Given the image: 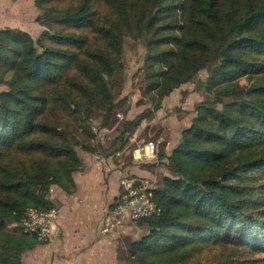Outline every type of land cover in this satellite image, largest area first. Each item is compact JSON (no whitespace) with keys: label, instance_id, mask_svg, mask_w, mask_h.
Returning a JSON list of instances; mask_svg holds the SVG:
<instances>
[{"label":"trees","instance_id":"1","mask_svg":"<svg viewBox=\"0 0 264 264\" xmlns=\"http://www.w3.org/2000/svg\"><path fill=\"white\" fill-rule=\"evenodd\" d=\"M56 1H36L47 27L37 40L0 28V86L7 87L0 91V264H25V252L41 242L20 225L28 210L57 209L50 188L75 193L73 175L83 166L68 134L41 117L59 108L114 127L126 38L146 48L143 91L155 108L134 119L124 111V142L165 98L201 71L209 75L199 81L207 97L191 125L170 156L160 155L168 174L153 199L162 213L137 222L148 231L121 241L118 260L190 264L202 244L218 242L263 254L264 0ZM243 73L260 78L246 88ZM14 152L40 158L14 164L7 160ZM210 264H264V256Z\"/></svg>","mask_w":264,"mask_h":264},{"label":"rangeland","instance_id":"2","mask_svg":"<svg viewBox=\"0 0 264 264\" xmlns=\"http://www.w3.org/2000/svg\"><path fill=\"white\" fill-rule=\"evenodd\" d=\"M36 1L0 0V28H19L28 31L36 40L39 39L43 31L47 30V27L43 25L45 11L37 7ZM74 4L75 2L71 0H57L54 6L64 7ZM38 17H40L42 24L37 22ZM52 31H59V27H53ZM91 40L95 41L93 34H91ZM146 54V48L142 42L126 38L123 51L124 76L119 80L121 92L117 98L122 103V110L114 111L112 118L116 125L111 129L101 127V121L97 117H92L90 120L84 119L83 121L77 117L76 113L59 108H50L41 119L68 134L80 157L91 153L82 149L81 145L83 144L93 146V148H96V153L100 155H115L121 150V154H128L129 156L133 154L135 156L139 154V150L140 153L143 152L141 150L147 142L154 141L158 148L156 158L150 163L142 159L136 161L140 162L139 166L141 168L154 166L155 175L148 177L158 184L165 176L164 174H168V170L166 160L160 164H157V160L163 159L160 158V155H166V147L170 143L171 146L177 144V140L180 141L181 139L182 131L191 125L192 119L196 115L195 106L207 97L199 81L207 79L209 71H201L194 81L185 83L177 89L166 99V105L164 104L162 108L154 111L152 116L145 120L129 139L127 138V142H124L123 138H120V131L118 130L119 123L125 119L124 111L126 110L128 119H134L140 113L155 108L151 95L145 94L143 91L145 88L143 75ZM258 78L260 77L257 75L243 73L239 82L242 86L249 88L257 82ZM6 88V86H0V91ZM223 99L225 101L229 100L227 98ZM40 137L43 138V136ZM38 158H40L39 154L14 152L7 160L12 161L14 164L24 163L28 165ZM147 231L148 227L145 224L129 223L122 232L112 237L113 239L118 238L121 244L124 239H137ZM43 245L46 246L47 244L40 242L35 247L28 249L24 256V262L26 264H43ZM257 256H264V253L261 254L258 251L247 252L243 247L218 242L202 244L195 251L194 257L189 263L210 264L225 260L245 261Z\"/></svg>","mask_w":264,"mask_h":264},{"label":"crops","instance_id":"3","mask_svg":"<svg viewBox=\"0 0 264 264\" xmlns=\"http://www.w3.org/2000/svg\"><path fill=\"white\" fill-rule=\"evenodd\" d=\"M169 97L164 99L162 107ZM177 141V144L171 146L170 143L166 147V156L171 155L179 139ZM138 153L129 156L121 154L120 150L115 155L108 156L86 154L80 157L83 161L82 168L73 175L75 193L69 194L56 185L50 188V197L57 205L62 234L53 243L43 245V264H122L117 258L120 240L113 239L112 236L118 235L124 229L102 236L99 226L106 209L119 197L120 181L123 177L155 175L154 166H139L140 162L136 160H139V155L143 152L140 153L139 150ZM165 160L166 158L157 160V164Z\"/></svg>","mask_w":264,"mask_h":264},{"label":"built area","instance_id":"4","mask_svg":"<svg viewBox=\"0 0 264 264\" xmlns=\"http://www.w3.org/2000/svg\"><path fill=\"white\" fill-rule=\"evenodd\" d=\"M157 153V145L154 141H149L138 159L149 162L156 158ZM120 184L118 199L101 220L99 233L102 236L122 231L129 223H137L162 213V208L153 199V190L158 185L156 181L149 177L125 176ZM58 218L57 209L43 211L30 208L20 225L25 233L36 235L39 241L49 244L62 234Z\"/></svg>","mask_w":264,"mask_h":264}]
</instances>
